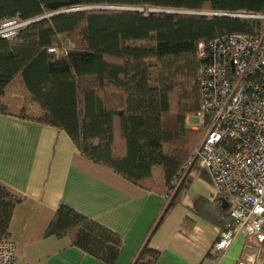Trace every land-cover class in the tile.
I'll return each mask as SVG.
<instances>
[{
    "label": "trees",
    "instance_id": "trees-1",
    "mask_svg": "<svg viewBox=\"0 0 264 264\" xmlns=\"http://www.w3.org/2000/svg\"><path fill=\"white\" fill-rule=\"evenodd\" d=\"M235 15L264 16V0H0V24L34 20L0 38V114L64 131L133 184L163 183L166 203L133 264H154L148 239L191 183L193 167L181 176L182 166L205 135L184 122L200 108L197 45L264 31V20ZM22 202L0 184V239ZM44 237H68L105 264L122 249L118 234L63 204Z\"/></svg>",
    "mask_w": 264,
    "mask_h": 264
},
{
    "label": "crops",
    "instance_id": "crops-1",
    "mask_svg": "<svg viewBox=\"0 0 264 264\" xmlns=\"http://www.w3.org/2000/svg\"><path fill=\"white\" fill-rule=\"evenodd\" d=\"M30 112L40 109L31 104ZM191 117L197 119L189 116L185 125L196 131ZM195 175L205 183L204 192L183 194L148 239L147 248L158 253L154 264L264 260V246L242 236L224 252L215 248L228 220L223 198L215 196L204 171L192 169L191 182ZM0 184L23 199L8 228L15 262L21 264H105L73 247L68 237H44L60 204L118 234L122 249L114 264H133L167 198L161 181L133 184L83 157L64 131L5 114H0ZM199 197L203 202L195 207Z\"/></svg>",
    "mask_w": 264,
    "mask_h": 264
},
{
    "label": "built area",
    "instance_id": "built-area-1",
    "mask_svg": "<svg viewBox=\"0 0 264 264\" xmlns=\"http://www.w3.org/2000/svg\"><path fill=\"white\" fill-rule=\"evenodd\" d=\"M33 21H2L0 38H15ZM196 54L201 64L195 127L205 135L185 160L181 176L196 165L208 175L215 196L226 201L228 220L215 242L219 252L238 236L264 246V31L200 42ZM15 257L14 243L0 239V264H14Z\"/></svg>",
    "mask_w": 264,
    "mask_h": 264
},
{
    "label": "rangeland",
    "instance_id": "rangeland-1",
    "mask_svg": "<svg viewBox=\"0 0 264 264\" xmlns=\"http://www.w3.org/2000/svg\"><path fill=\"white\" fill-rule=\"evenodd\" d=\"M98 8V7H96ZM86 9H90V8H86ZM116 9V8H115ZM129 9H132V8H129ZM133 9H140V8H133ZM64 48H68V45L64 46ZM31 115H35L34 113L30 112ZM197 119H195L194 117H191L189 119V123H190V126L191 125H197ZM192 169H199L198 167L196 166H193ZM194 174H192L193 176ZM196 177V179H195ZM205 183L199 179L197 177V175L194 176V180L190 183L189 187L187 190H185V192L183 194H186L188 197H193V196H197L199 193H203L204 192V187H205ZM14 264H21L20 262H15Z\"/></svg>",
    "mask_w": 264,
    "mask_h": 264
},
{
    "label": "water",
    "instance_id": "water-1",
    "mask_svg": "<svg viewBox=\"0 0 264 264\" xmlns=\"http://www.w3.org/2000/svg\"><path fill=\"white\" fill-rule=\"evenodd\" d=\"M226 207H227V203H226V201H225V200H222V208H223V209H226Z\"/></svg>",
    "mask_w": 264,
    "mask_h": 264
}]
</instances>
